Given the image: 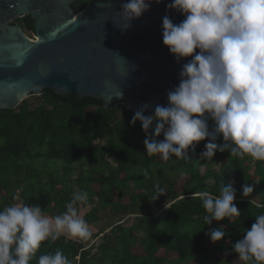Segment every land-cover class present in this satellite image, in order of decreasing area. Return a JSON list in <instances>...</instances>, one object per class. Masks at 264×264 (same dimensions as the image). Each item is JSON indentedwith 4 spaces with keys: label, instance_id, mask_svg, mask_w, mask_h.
Segmentation results:
<instances>
[{
    "label": "trees",
    "instance_id": "obj_1",
    "mask_svg": "<svg viewBox=\"0 0 264 264\" xmlns=\"http://www.w3.org/2000/svg\"><path fill=\"white\" fill-rule=\"evenodd\" d=\"M89 1L71 5L78 11ZM14 21L22 27L33 23L28 14ZM135 112L122 103L104 108L97 98L47 88L15 108L0 109V209L23 202L54 217L66 211L74 192L86 191L88 200L78 204V212L90 206L82 215L88 225L113 219L108 228L91 230L88 240L61 236L43 242L30 264L57 249L71 264H234V259L244 264L232 245L264 214V161L220 151L211 160L201 158L207 140L190 150L189 158L148 157L141 123H131ZM228 183L241 215L235 223L225 218L206 225L198 194L217 196ZM157 184L165 194L155 200ZM245 184L253 186L248 197L242 195ZM147 206L162 210L155 215L144 211ZM221 227L225 236L211 242L206 233Z\"/></svg>",
    "mask_w": 264,
    "mask_h": 264
},
{
    "label": "clouds",
    "instance_id": "obj_2",
    "mask_svg": "<svg viewBox=\"0 0 264 264\" xmlns=\"http://www.w3.org/2000/svg\"><path fill=\"white\" fill-rule=\"evenodd\" d=\"M152 2L123 3L120 13L127 24L122 29L148 11ZM166 7L184 19L174 24L168 15L163 17V45L177 62L191 59L182 65L179 84L167 92L166 106L157 105L153 114L145 115L144 105L132 117L131 123L140 121L145 133V154L165 162L173 156L189 158V151L207 140L201 158L211 160L220 151L264 161V0H172ZM161 135L163 139H157ZM219 139L223 143L217 144ZM242 187L244 197L253 192L252 185ZM164 194L155 185V200ZM198 195L207 213L203 217L206 225L225 218L235 223L241 215L231 183L223 184L217 196ZM87 200L86 191L74 192L66 211L54 217L45 216L39 205L23 202L0 209V264H30L43 242H55L61 236L91 238L89 225L78 212V204ZM222 227L206 233L211 242L225 236ZM232 251L244 264H264V214L255 216ZM37 264L71 261L57 249L40 255Z\"/></svg>",
    "mask_w": 264,
    "mask_h": 264
},
{
    "label": "water",
    "instance_id": "obj_3",
    "mask_svg": "<svg viewBox=\"0 0 264 264\" xmlns=\"http://www.w3.org/2000/svg\"><path fill=\"white\" fill-rule=\"evenodd\" d=\"M0 0V109L15 108L44 88L56 94L89 96L107 108L122 103L137 111L167 105V92L179 84L182 65L162 42V19L174 24L184 15L151 3L130 22L121 15L127 0ZM28 14L34 33L12 23ZM36 38H32V37ZM198 51V50H197Z\"/></svg>",
    "mask_w": 264,
    "mask_h": 264
},
{
    "label": "rangeland",
    "instance_id": "obj_4",
    "mask_svg": "<svg viewBox=\"0 0 264 264\" xmlns=\"http://www.w3.org/2000/svg\"><path fill=\"white\" fill-rule=\"evenodd\" d=\"M215 168H218V164H212ZM163 207V206H162ZM90 208V206H87V207H80L79 208V215L82 217V215H83V213L87 210V209H89ZM144 209V211H146V212H151V213H154L155 215H157V214H159L160 212H161V210H162V208H158V207H156V206H147V207H145V208H143ZM140 211H142V209L141 210H139V211H135V210H132L131 211V214H129L128 216L129 217H127V220H131L132 219V217H133V215H135V213L136 212H140ZM45 216H48V215H46V214H44ZM49 217V216H48ZM112 221H113V219H111V218H103L102 220H100V221H98V222H95V223H93L92 225H89V228H90V230H96V229H99L100 227H103V228H108L109 227V225L112 223ZM98 240H96L95 241V243L97 242ZM233 263L234 264H237V259H234V261H233Z\"/></svg>",
    "mask_w": 264,
    "mask_h": 264
},
{
    "label": "flooded vegetation",
    "instance_id": "obj_5",
    "mask_svg": "<svg viewBox=\"0 0 264 264\" xmlns=\"http://www.w3.org/2000/svg\"><path fill=\"white\" fill-rule=\"evenodd\" d=\"M33 22V21H32ZM12 23H16V24H19L17 22H15L14 20L12 21ZM20 25V24H19ZM21 26V25H20ZM22 27V26H21ZM22 29L24 30V32L27 34L28 32L30 33H34V26H33V23L32 25H26L25 27H22ZM32 38H36L35 35L34 37Z\"/></svg>",
    "mask_w": 264,
    "mask_h": 264
}]
</instances>
